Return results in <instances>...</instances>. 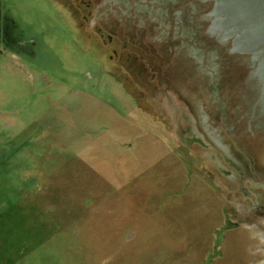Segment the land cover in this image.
Wrapping results in <instances>:
<instances>
[{
  "label": "rangeland",
  "instance_id": "374dc122",
  "mask_svg": "<svg viewBox=\"0 0 264 264\" xmlns=\"http://www.w3.org/2000/svg\"><path fill=\"white\" fill-rule=\"evenodd\" d=\"M0 264H264V203L120 70L74 0H0Z\"/></svg>",
  "mask_w": 264,
  "mask_h": 264
},
{
  "label": "water",
  "instance_id": "95a60500",
  "mask_svg": "<svg viewBox=\"0 0 264 264\" xmlns=\"http://www.w3.org/2000/svg\"><path fill=\"white\" fill-rule=\"evenodd\" d=\"M74 1L120 70L191 143L264 203V0H215L217 19L207 12L209 0H132L134 16L116 0ZM194 2L200 3L196 10ZM228 29L227 36L236 34L233 43L222 36ZM166 40L171 54L161 44ZM201 48L210 63L205 73L185 61ZM249 54L258 61L261 88ZM209 77L211 94L201 85Z\"/></svg>",
  "mask_w": 264,
  "mask_h": 264
},
{
  "label": "flooded vegetation",
  "instance_id": "af4514ba",
  "mask_svg": "<svg viewBox=\"0 0 264 264\" xmlns=\"http://www.w3.org/2000/svg\"><path fill=\"white\" fill-rule=\"evenodd\" d=\"M135 1V0H134ZM138 1H140V0H138ZM151 1V0H150ZM197 1H199V2H204V1H200V0H197ZM206 1V0H205ZM210 2H212L211 3V5L210 6H208L207 8H208V10L209 11H207L208 12V14L210 15V16H212L213 18H215L216 17V19H217V16H215L214 14H213V12H214V10L216 9V7H215V5H216V1L215 0H209ZM116 2L118 3V4H120V5H122V7H125V14H126V16H134V13H135V11H136V3L134 2V3H132V0H116ZM167 4L168 3H171V0H168L167 2H166ZM200 4V3H199ZM199 4L197 3V2H194V3H192L191 4V6L193 7V9H197V8H199L200 6H199ZM135 6V7H134ZM138 6V9H139V7H141V5H140V3H139V5H137ZM158 12H159V10H157ZM153 12V10H151V13ZM154 12L156 13V10H154ZM179 14H181V12H178ZM178 13H176V15H179ZM157 14V13H156ZM159 18H163V16L161 15ZM169 19H171V18H169ZM228 31H229V29L228 30H226V31H224V30H222V36H224L223 38H225V39H227V38H229V39H231L230 41L233 43V40H234V38H236V34L235 33H231L230 35H228L227 36V33H228ZM221 36V37H222ZM215 37V36H214ZM217 38L219 37V36H216ZM217 42H219L216 38H214ZM220 43V42H219ZM163 46H164V48H165V53H168V54H171L173 51V49H172V47H173V45H172V41H169V40H166L165 42H163L162 41V43H161ZM228 44V43H227ZM226 44V45H227ZM185 45H187V41L185 40ZM223 45H224V43H223ZM226 48V50H229L231 53H232V49H233V47L232 46H230V48L228 49L227 48V46L225 47ZM236 52V51H235ZM0 53H1V50H0ZM203 50H202V48H201V50H198L197 52H196V55L194 56H188V55H186L185 56V61H187L186 63L187 64H189L190 63V61L192 62V64H191V66H194L195 67V69L196 70H200L199 72H201V71H203L204 73H205V71H204V66H205V64L206 63H209L208 61H204V59H203ZM249 61H250V63H251V66H252V70H253V74L254 75H257L258 77L256 78V79H258V81L260 80V78H259V75H258V72H257V67H258V61L257 60H254L253 59V57H252V55L251 54H249ZM209 65H210V63H209ZM202 68V69H201ZM214 68H216L215 66H212L211 65V70L213 69L214 70ZM197 71V72H198ZM198 72V73H199ZM202 72V73H203ZM211 76V75H210ZM212 78V77H211ZM211 78L209 77L208 79H207V83H204V84H201L202 86H203V88H205L207 91H210V94H211V92L212 91H215L214 89H211V87H212V84H213V80H211ZM206 82V81H205ZM261 83V84H260ZM258 86H260V88L262 87V82H261V80H260V82H258ZM213 93V92H212ZM264 94V93H263ZM263 98V101H264V96L262 97ZM189 141V140H188Z\"/></svg>",
  "mask_w": 264,
  "mask_h": 264
}]
</instances>
